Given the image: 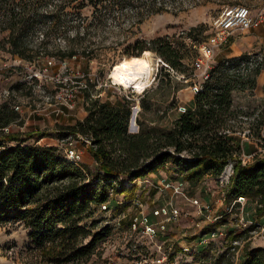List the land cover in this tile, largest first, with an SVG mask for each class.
Listing matches in <instances>:
<instances>
[{"label": "rangeland", "instance_id": "1", "mask_svg": "<svg viewBox=\"0 0 264 264\" xmlns=\"http://www.w3.org/2000/svg\"><path fill=\"white\" fill-rule=\"evenodd\" d=\"M33 1L24 0L23 4L17 2L11 6L15 17L26 13L30 19L21 40L32 60L15 57L7 43L4 49L0 48V107L7 105L19 115V120L6 132L48 135L37 144L56 147L65 157L71 150L76 151L80 156L79 166L88 168L94 175L99 173V164L89 151L91 144L85 141L87 138L73 137L65 130L87 116V99L128 103L132 115H136V125H129L130 134L138 133L140 127L170 128L182 114L181 108H192L195 98L192 90L203 84L197 67L202 57L200 46L213 34L214 21L230 6L219 2L195 5L188 0H166L170 9L142 24H134L131 9L113 10L107 0L96 15L100 19L97 24L89 0H76L60 13V22L55 25L51 17L64 0ZM228 3H239L255 15L264 12V0ZM78 6L82 9H77ZM4 18L0 15V21ZM82 18L86 20L82 22ZM78 26L80 31L86 27L82 43L72 42L79 55L72 58L61 55L60 51H67L70 44L67 39H72ZM245 33L237 31L230 36L229 42L214 56V67L223 61L219 53L227 54L230 45ZM159 37L169 38L185 56L186 72L172 71V82L164 81L160 71L166 63L149 51L152 72L147 87L137 92L116 85L111 79L114 67L133 57L125 53L135 51L137 41L148 42ZM83 50H88L90 55L82 54ZM263 70L264 63L254 88L233 94L234 109L239 112L233 140L240 145L242 153L246 152L242 145L246 142L241 144L245 136L257 145L256 149L260 145L256 140L261 139L264 129V79H260ZM58 94L65 99L74 95V107L68 109L64 105L67 100H56ZM233 164L230 161L225 168L223 174L229 170L226 177L223 174L216 179L206 177L196 187L184 181L172 164L132 184L129 178L121 177L119 180L126 188L135 185V193L111 194L106 208L104 204L94 205L91 214L81 222L93 233L110 226L111 235L98 243L91 257L71 264H242L246 249L264 248L259 238H250L251 232L259 231L251 223L261 222L263 216H258V206L252 200L246 199L244 206L227 201L226 189ZM183 181L182 194H177L175 187ZM167 184L170 186L165 188ZM171 204L179 211L176 221L166 222L155 215V211L169 209ZM143 217L153 224L155 234L148 233L140 224ZM240 220L247 226L241 225ZM29 234L30 230L20 222L0 226V264H49L41 251L31 246ZM237 237L239 240H235ZM90 241L88 237L81 243Z\"/></svg>", "mask_w": 264, "mask_h": 264}, {"label": "trees", "instance_id": "2", "mask_svg": "<svg viewBox=\"0 0 264 264\" xmlns=\"http://www.w3.org/2000/svg\"><path fill=\"white\" fill-rule=\"evenodd\" d=\"M75 1L64 0L57 6L56 13L51 17L53 24L58 25L60 13ZM104 1L107 0H89L94 7L97 24L100 19L96 15ZM188 1L195 5L219 2L229 4L228 7L242 6L228 3L230 0ZM17 2L0 0V15L5 17L0 21V48L4 49L7 43L15 57L32 60L21 40V33L30 19L26 13H22L20 18L15 17L11 6ZM110 2L113 10L131 9V18L136 20L134 24H142L149 17L170 9L166 0ZM18 3L23 4L24 0ZM76 8L82 9L79 6ZM123 15L121 13L120 17L123 18ZM85 20L82 18L81 21ZM85 28L84 31H80V26L76 28L72 39H67L70 43L67 51H60L61 55L70 58L79 55L72 42L82 43ZM6 33L5 39L1 37ZM43 38L46 36L43 35ZM136 46L135 51L125 54L141 57L144 52L156 53L168 65L160 71V77L168 83L173 80L172 71L185 73L187 70L185 56L169 38L137 41ZM82 54L90 55V52L83 50ZM249 57L247 54L223 59L215 66L209 79L202 84L203 89L195 95L194 108L182 113L170 128L156 130L140 127L138 133L130 134L132 111L128 103L113 104L100 98H88L87 116L65 130L73 137L91 141L89 151L99 164L96 175L88 168L68 161L58 148L37 144L48 135L7 133L6 129L19 120V115L9 110L7 105L1 106L0 226L9 222L23 223L30 230L31 246L41 251L49 264H71L91 257L98 243L111 235L110 226L93 233L81 222L91 214L94 205L108 203L111 194L135 193V185L126 188L119 180L121 177L129 178L132 184L172 164L184 181L196 187L206 177L219 178L230 161L234 164L226 189L227 201L232 203L239 197L252 200L258 206V216H264V157L243 165L242 149L233 140L237 132L235 122L239 117V112L234 109L233 94L254 88L261 71L258 67L246 74L232 72ZM143 108L146 110L145 106ZM31 140L35 142L30 143ZM88 237L91 241L82 244L81 241ZM242 264H264V248L246 249Z\"/></svg>", "mask_w": 264, "mask_h": 264}, {"label": "built area", "instance_id": "3", "mask_svg": "<svg viewBox=\"0 0 264 264\" xmlns=\"http://www.w3.org/2000/svg\"><path fill=\"white\" fill-rule=\"evenodd\" d=\"M264 24V12L255 15L249 8L244 6H238V7H227L220 17L216 19L213 23V34L208 38V41L200 46V53L202 55L201 58L198 59L197 67L199 68L201 72V77L203 78V83L209 79L210 77V71L214 68L213 66V58L217 54L218 51L222 47H224L228 42L230 36H232L237 31H250L253 29L260 28ZM250 57L247 61H243L241 64L237 65V67H234L232 69L233 73H241L246 74L250 72L252 69L262 67L264 63V57L261 52L259 53H253L249 54ZM166 67L168 65L165 64ZM202 85H196L194 89L192 90L193 94H197L202 90ZM70 98L65 99L62 94H58L56 96V100H67L65 101L64 105L68 107V109H72L74 105L72 104V99L74 98V95L69 96ZM63 102V101H62ZM181 113H185L187 109L181 108ZM136 125V121L134 123ZM137 127V126H136ZM261 139L256 140L260 143V145L257 147V149L254 151V153L250 156L244 155L242 153L241 160L243 165L249 164L251 161H254L257 158L264 157V129L261 132ZM247 140H249L248 136H245ZM82 139V137H81ZM85 141L90 145L91 141L87 138ZM66 159L70 161L71 163L78 164V161L80 160V156L77 154L76 151L71 150L67 156ZM233 167V166H231ZM184 185V181L179 184V187L176 188L177 194H182V186ZM170 185H165V188H168ZM243 199V200H242ZM246 201V198L239 197L237 200L233 202V205L242 204L244 206V202ZM195 204H198L196 201ZM170 206V205H169ZM104 208H106V205L104 204ZM155 215L162 217L166 222L176 221L179 217V211L174 206L169 207L167 209L166 207L161 208L160 210L155 211ZM241 225L247 226V224H244L242 220L239 221ZM140 224L144 225L146 227V230L148 233L155 234V229L153 228V224L150 223L149 219L146 217H143L140 221ZM256 224V228L259 229V231L254 234L251 232L252 236L250 238L257 239L259 238L262 243L264 244V224L258 222V223H251ZM164 228V227H163Z\"/></svg>", "mask_w": 264, "mask_h": 264}, {"label": "bare ground", "instance_id": "4", "mask_svg": "<svg viewBox=\"0 0 264 264\" xmlns=\"http://www.w3.org/2000/svg\"><path fill=\"white\" fill-rule=\"evenodd\" d=\"M150 52H145L141 57H132L126 59L114 67L111 73V79L116 85L135 89L137 92H142L148 85L152 67L150 65ZM136 115H133V121H136ZM135 123V122H134ZM130 124L134 127L135 124ZM230 169V168H229ZM229 173L225 171L224 177Z\"/></svg>", "mask_w": 264, "mask_h": 264}, {"label": "crops", "instance_id": "5", "mask_svg": "<svg viewBox=\"0 0 264 264\" xmlns=\"http://www.w3.org/2000/svg\"><path fill=\"white\" fill-rule=\"evenodd\" d=\"M244 32H246L244 36H242L238 41H235L230 45L229 52L227 54H223L224 51H221L219 53V57L222 56L223 59H228V58L238 57L241 55H247V54L249 55L252 53H259V52H261L264 55V24H262L260 28L253 29L250 31H244ZM260 79H264V70L260 75ZM191 107H192L191 109L194 108V103L192 104ZM243 141H245L246 143H243ZM241 144L246 150V152H244V155L246 156L252 155L256 150L255 147L257 145L251 142L250 140L247 139L242 140ZM251 210L253 209L251 208ZM250 219L253 218L250 216ZM261 222L264 224V216L262 217Z\"/></svg>", "mask_w": 264, "mask_h": 264}, {"label": "water", "instance_id": "6", "mask_svg": "<svg viewBox=\"0 0 264 264\" xmlns=\"http://www.w3.org/2000/svg\"><path fill=\"white\" fill-rule=\"evenodd\" d=\"M135 122V120L133 121V115H132V118H131V124H133ZM243 200V199H242Z\"/></svg>", "mask_w": 264, "mask_h": 264}]
</instances>
